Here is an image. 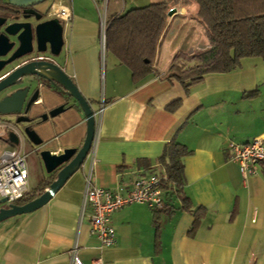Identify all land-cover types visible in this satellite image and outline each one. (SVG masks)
Returning <instances> with one entry per match:
<instances>
[{
	"label": "crops",
	"instance_id": "1",
	"mask_svg": "<svg viewBox=\"0 0 264 264\" xmlns=\"http://www.w3.org/2000/svg\"><path fill=\"white\" fill-rule=\"evenodd\" d=\"M54 1L73 9L71 21L64 23L62 53L55 60L94 111L102 99L106 103L95 164L86 159L84 167L41 209L0 223V264H70L76 244L82 264H95L100 258L102 264H264V165H257L256 174L243 179L228 149L231 141L246 144L264 139V60L245 58L240 69L206 75L187 93L165 74L175 54H207L213 47L205 27L199 23L203 31L196 28V5L185 6L180 1L171 5V0H108L107 21L149 4L168 2L177 10L168 17L152 73L136 82L113 54L106 51L102 56V0H45L37 9L47 19L52 18L46 12ZM50 89L42 87L32 118L64 103ZM177 101H181L180 107L169 111ZM66 105L56 117L34 124L43 143L37 148L22 139L24 152L29 149L39 156L40 151L48 150L59 155L66 149L81 148L87 135L85 115L75 100ZM6 119L0 116V123ZM172 142L191 151L183 158L185 193L193 211L205 210L198 229L191 232L194 215L183 210L176 197L174 208L157 216L144 204H132L111 216L116 243L100 249L87 218L81 216L89 169L95 186L127 190L136 179L165 170L160 159ZM38 163L37 159L35 165ZM156 218L160 222L158 239Z\"/></svg>",
	"mask_w": 264,
	"mask_h": 264
},
{
	"label": "trees",
	"instance_id": "2",
	"mask_svg": "<svg viewBox=\"0 0 264 264\" xmlns=\"http://www.w3.org/2000/svg\"><path fill=\"white\" fill-rule=\"evenodd\" d=\"M183 5H196V18L206 28L213 47L207 54L174 55L165 78L175 79L188 93L192 85L209 74H227L241 68L245 58L264 60V0H181ZM168 2L133 8L108 21L106 51L125 65L136 82H141L152 73L160 38L168 21ZM194 64V65H192ZM181 101L171 104L174 112ZM79 107V105L77 104ZM191 154L186 146L172 142L166 148L160 163L163 171L155 172L162 178L163 205L152 209L155 216L165 209H173V198L180 199L183 210L194 215L195 232L204 219V208L192 210V203L185 193L183 158ZM165 177V178H164ZM56 178L49 174L36 188L27 191L15 201L23 205L44 193ZM156 237L159 238L160 222L155 219Z\"/></svg>",
	"mask_w": 264,
	"mask_h": 264
},
{
	"label": "water",
	"instance_id": "3",
	"mask_svg": "<svg viewBox=\"0 0 264 264\" xmlns=\"http://www.w3.org/2000/svg\"><path fill=\"white\" fill-rule=\"evenodd\" d=\"M24 1L19 0L17 3L14 0H0V116L12 117L2 128L5 134L8 133L7 142L19 145L22 137L39 148L43 141L37 135L34 124L56 117L66 109L70 100H75L86 117L87 135L80 149H66L59 155H52L48 150L39 152L46 172H56L55 180L44 193L26 204L14 203L3 207L1 204L6 203V199H2L0 223L35 212L49 203L84 165L92 148L96 129L94 110L89 101L54 59L61 55L65 44L64 23L57 17L45 21L43 14L34 9L21 12V8L33 7L45 0L32 1L29 5ZM176 11V8H171L167 13L168 17L173 16ZM47 54L50 57L40 58ZM42 87L52 88L51 92H58L65 101L50 112L32 118L30 114L38 109Z\"/></svg>",
	"mask_w": 264,
	"mask_h": 264
},
{
	"label": "built area",
	"instance_id": "4",
	"mask_svg": "<svg viewBox=\"0 0 264 264\" xmlns=\"http://www.w3.org/2000/svg\"><path fill=\"white\" fill-rule=\"evenodd\" d=\"M107 3L108 0H102L103 8H101L100 14V47L103 57L106 53V33L108 27V19H106L105 12ZM48 15L57 17L63 23L68 24L72 19L73 9L68 5L62 4L60 1H54L48 9ZM40 58L43 59L45 56L42 55ZM105 109L106 103L102 99L99 108L93 113L96 124L95 138L87 156V159L91 160L92 166L95 164V147ZM5 126L6 123H0V128H4ZM11 129L16 131L13 127ZM228 149L230 159L239 165L243 179L247 178L250 174H256L257 165H264V139H254L252 142L246 144L231 141ZM89 172L86 174V189L81 216L87 218L90 234L98 239L100 249L111 247L116 243V232L111 224V216L115 212L132 204H144L150 209H157L163 205L164 197L161 176L150 174L136 179L130 189L126 190L123 187H119L116 190H111L95 186L91 180L92 168L89 169ZM28 174L27 159L21 137L19 145L10 143L5 148L0 149V201L6 199L7 204H14L16 200L24 197L27 191H29L27 188ZM102 263L103 260L100 258L96 260L95 264ZM70 264H82L77 244L71 250Z\"/></svg>",
	"mask_w": 264,
	"mask_h": 264
},
{
	"label": "rangeland",
	"instance_id": "5",
	"mask_svg": "<svg viewBox=\"0 0 264 264\" xmlns=\"http://www.w3.org/2000/svg\"><path fill=\"white\" fill-rule=\"evenodd\" d=\"M176 1L177 0H171L170 4L172 5L173 3H176ZM190 18H192V14L190 15ZM194 20L197 21V22L196 21L194 22L196 24V28L197 27H200L199 26V23H200L199 20L197 18H195ZM201 25L204 26L203 24H201ZM199 29L203 31L202 27H200ZM181 53L188 54V55H192L188 51L187 52L186 51H181ZM195 53H194V55H198L199 52L197 51ZM192 65H194V64H192ZM10 119H12V117H7L6 120L9 121ZM7 136H8V133L5 134V132L3 131V129L0 128V148L2 146H5V143H7V138H6ZM32 147H34V146H32ZM25 154H26V159H27V165H28V168H29V171H30V174H29L30 176H29V179H28V187L27 188H29L30 190H32V189L36 188L37 185L43 179H45V177L48 176V173L46 172V169L44 167V164H43L40 156H38L37 154H33L32 152L29 151V149H26L25 150ZM37 159L39 160L40 164L38 163L37 165H35V162L37 161ZM1 206L5 207V206H7V203H3V204H1Z\"/></svg>",
	"mask_w": 264,
	"mask_h": 264
},
{
	"label": "flooded vegetation",
	"instance_id": "6",
	"mask_svg": "<svg viewBox=\"0 0 264 264\" xmlns=\"http://www.w3.org/2000/svg\"><path fill=\"white\" fill-rule=\"evenodd\" d=\"M15 2H19V0H14ZM32 1L33 2H35L36 0H25L24 2H25V4H27V5H29V4H31L32 3ZM38 1V0H37ZM37 6L38 5H36V6H25L24 8H21L20 10H21V12L22 11H29V10H37V11H39L38 9H37ZM40 12V11H39ZM40 13H42V12H40ZM47 13V12H46ZM43 14V19L46 21V19H47V17L44 15V13H42ZM48 14V13H47ZM23 16V15H22ZM45 57H50V55L49 54H47ZM54 59H56V58H54ZM19 63V62H18ZM16 65V64H15ZM43 86H45V85H43Z\"/></svg>",
	"mask_w": 264,
	"mask_h": 264
}]
</instances>
